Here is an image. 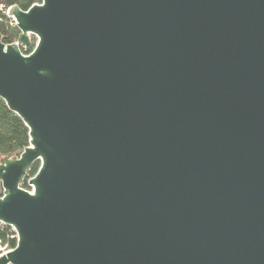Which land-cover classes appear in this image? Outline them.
I'll use <instances>...</instances> for the list:
<instances>
[{
  "label": "water",
  "instance_id": "1",
  "mask_svg": "<svg viewBox=\"0 0 264 264\" xmlns=\"http://www.w3.org/2000/svg\"><path fill=\"white\" fill-rule=\"evenodd\" d=\"M7 14L0 98L31 139L0 160V264H264V0Z\"/></svg>",
  "mask_w": 264,
  "mask_h": 264
},
{
  "label": "trees",
  "instance_id": "2",
  "mask_svg": "<svg viewBox=\"0 0 264 264\" xmlns=\"http://www.w3.org/2000/svg\"><path fill=\"white\" fill-rule=\"evenodd\" d=\"M41 3V0H0V34L1 40L5 44L17 42L20 31L17 29L14 20L8 16L7 10L13 5L19 9L28 10L32 4ZM28 46L21 48V52L29 54L32 52L36 38H31ZM29 127L25 125L15 112L7 107L4 100L0 98V160L5 157H16L30 143ZM40 162L34 163L29 169L25 180L21 184L22 188L29 190L28 178L38 172ZM4 195L2 184L0 183V197ZM11 226L0 223V237L3 238L11 247H15L17 237Z\"/></svg>",
  "mask_w": 264,
  "mask_h": 264
},
{
  "label": "built area",
  "instance_id": "3",
  "mask_svg": "<svg viewBox=\"0 0 264 264\" xmlns=\"http://www.w3.org/2000/svg\"><path fill=\"white\" fill-rule=\"evenodd\" d=\"M9 10H7L8 12ZM1 223V222H0ZM2 224V223H1ZM16 236V235H15ZM17 237V236H16ZM15 247H11L7 242L3 240L2 237H0V257L5 255L7 252H10V250H13Z\"/></svg>",
  "mask_w": 264,
  "mask_h": 264
},
{
  "label": "rangeland",
  "instance_id": "4",
  "mask_svg": "<svg viewBox=\"0 0 264 264\" xmlns=\"http://www.w3.org/2000/svg\"><path fill=\"white\" fill-rule=\"evenodd\" d=\"M28 179H29V178H28ZM24 180H25V179H24ZM24 180H23V181H24ZM23 181H22V182H23ZM27 182H28V180H27ZM28 184H29V182H28ZM25 190H27V189H25ZM27 191H31V188H30L29 190H27Z\"/></svg>",
  "mask_w": 264,
  "mask_h": 264
}]
</instances>
